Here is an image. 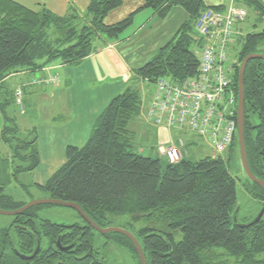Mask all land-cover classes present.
I'll return each mask as SVG.
<instances>
[{"label":"trees","instance_id":"16d2710c","mask_svg":"<svg viewBox=\"0 0 264 264\" xmlns=\"http://www.w3.org/2000/svg\"><path fill=\"white\" fill-rule=\"evenodd\" d=\"M143 1L141 9L118 23L106 25L107 15L121 7L122 0H90L83 14L70 10L64 17L46 8L35 12L12 0H0V96L3 91L6 104L15 103L19 95L24 101L32 95L24 87L29 84L31 88L43 89L45 80L35 77L13 89L7 80L11 75L40 74L55 63L77 67L98 50L97 45L104 48L112 42L125 40L126 32L137 24L134 18L139 13L150 12L164 20L173 8L184 10L187 21L168 44L132 71L131 81L156 88L159 79L180 84L194 77L204 46L198 21L205 11L222 12L225 7H207L202 0ZM237 1L253 7L264 19V0ZM242 36L239 38L241 49L233 65L232 82L237 94V63L249 54L258 53L256 49L264 40V28L260 33ZM242 82L247 163L252 175L264 183V61H249ZM142 101L134 88L113 96L96 118L85 145L82 148L68 146L65 163L43 186H33L47 193L49 199L79 205L91 221L103 229L109 226L108 215H128L135 221L146 220L160 225V228H142L137 232L124 229L138 241L146 264H212L218 248L234 257L236 264H264V258H258L264 255V214L257 223L251 224L257 216L239 223L236 180L226 169L227 157L233 154L237 143V105L233 111L234 141L225 158L226 153L209 155L196 162L182 158L179 163L167 164L164 168L159 160L134 150L129 124L140 115ZM3 106L0 104L1 109ZM8 120L14 128L3 130V140L17 142L11 146L12 158L18 157L17 150L22 149L24 155L20 158L29 162L25 168H15L14 174L32 172L39 165L36 136L30 140L19 138L15 120ZM194 139L201 138L191 135L190 140ZM7 177L5 182L0 178V210L14 211L25 203L4 195L3 186L11 181ZM252 186L248 191L263 208L264 190L254 183ZM45 207L51 206H37L13 216L12 224L0 229V264H108L106 259L99 261L92 249L91 234H79L77 224L70 227L71 237L62 241V245L75 242L74 248L65 253L56 252L54 244L63 234L62 225L40 218L39 212ZM82 225L86 224L82 221ZM178 231L182 238L176 243L174 236ZM117 235L119 238L113 237L115 242L128 249L134 264H141L132 242ZM38 242L39 254L32 260L20 258L24 253L32 255Z\"/></svg>","mask_w":264,"mask_h":264},{"label":"rangeland","instance_id":"374dc122","mask_svg":"<svg viewBox=\"0 0 264 264\" xmlns=\"http://www.w3.org/2000/svg\"><path fill=\"white\" fill-rule=\"evenodd\" d=\"M228 2L229 5L227 7L232 6L233 8L236 7L235 9L243 10L245 13H247V16L237 23L238 27L235 25L236 30H234V36L228 44L229 59L227 63L224 64V67H227V64L228 66L232 65L234 59L237 60V55L241 49V41L239 38L243 36H235L237 31L241 30L242 35H248L260 33L264 28V19H261L257 15L253 7L243 5L237 0H228ZM256 51L258 52L257 54H264V40L259 43ZM237 65L239 66L240 62L237 63ZM41 73H43V76H40L39 73H34L33 75H35L36 79L43 78L45 80L43 89L39 88V86L34 87L37 88V90H32V95L25 97L24 101H22L21 95H19L15 99V103L9 102L6 104V97L3 91H1L0 96V104H4L2 109L0 107V178L1 181L5 182L8 178L7 176H9L11 180L3 186L4 195L12 197L16 202L25 204L32 200L46 199L48 198V194L38 190L33 186L35 185V170L32 172L21 171L14 174L15 168H25L28 166L29 162H24L20 158L24 155L22 149L17 150L19 153L18 157L14 156L12 158L13 152L11 146L14 147L17 142L10 141L9 143H5L3 140V130L6 128L8 130L14 128V124L12 125L8 119L15 120L19 130L17 136L25 140H30L34 138V136H36L37 139L38 128L40 129L42 127L45 128V126L57 125L68 119V121H71V117L69 116L70 108L66 110L67 104H65V110H63L62 106H60V102L59 106H57V100L61 101V98L54 96L50 99L49 96L51 93H46L55 90L53 89L54 86L59 85L60 81L59 77L56 75V72L53 71V68L47 67ZM230 77L233 79L234 69L232 70ZM28 87L30 88L31 86L27 84L24 88L26 89ZM127 88L137 89L143 100L140 115L129 124V130L133 132L134 150L137 148L138 151L143 152L142 150L146 148V146V151H149L152 147L150 151L152 154L150 157L159 160L161 166L164 168L168 166V163L161 152L165 153L167 148L170 147L172 143L177 144L179 139H182L180 143V151L183 156L187 155L184 156L186 161L196 162L214 154L213 147L205 138L190 140L188 143V140L186 141L184 138V134L176 132L175 130L167 129L164 126H156L147 121L146 113L153 100V91H155V86H151L148 83H139L129 80L119 93H123ZM236 95L238 94L236 93ZM46 96L48 98H46ZM248 116H250V114ZM250 120L252 123H254L252 116ZM29 131L31 133H28ZM33 131L35 132L34 135H32ZM11 132L9 133L10 135ZM36 143L38 144V141ZM237 143L235 144L233 154L227 157L229 158V162H226V169L229 175L236 180V206L238 210L237 219L239 223H246L257 216L262 208V205L257 203V201L253 199L251 193L248 191V188L252 189L253 186L243 171L239 156V146ZM227 150L228 149L224 151V153H226L224 158L228 155ZM39 214L42 220H48L52 223L64 225L80 224V226H82L80 217L71 208L61 206L45 207L39 212ZM107 217L109 222L108 228L127 229L131 232H137L142 228L161 227L160 225L151 221H135L128 215H108ZM12 222L13 216L0 215V229L8 228ZM108 236L109 237H106L105 235H101L96 231H92V249L94 253L98 254L97 258L106 259L108 264H134L133 255L128 251V249L115 242V240L119 238L117 233H110ZM114 236H116V239H113ZM181 238V232L178 231L174 236V240L177 243L181 240ZM258 258L263 259L264 255H260ZM236 262L237 261L234 257L228 256L223 249L218 248L216 249V256L212 264H236Z\"/></svg>","mask_w":264,"mask_h":264},{"label":"crops","instance_id":"0c3cea01","mask_svg":"<svg viewBox=\"0 0 264 264\" xmlns=\"http://www.w3.org/2000/svg\"><path fill=\"white\" fill-rule=\"evenodd\" d=\"M12 1L35 12L46 8L59 17L70 14V10L83 14L90 3V0ZM202 1L207 7L226 8L228 5V0ZM143 4V0H122V6L111 11L104 23L106 25L118 23L141 9ZM134 19H137V24L126 32L128 37L125 40L112 42L104 48L97 45L98 50L79 66L66 67L57 63L50 66L60 82L53 88L55 90L46 93H51L50 99L54 96L61 98V101L57 100V106L60 102L63 110L67 104L66 110L70 108L71 121L68 119L53 125L55 127L38 128L39 165L34 171L35 185L43 186L65 163V150L68 146L82 148L85 145L96 118L109 100L125 87L127 81L131 80L135 68L145 64L173 39L187 21L188 15L180 8H173L163 21L150 12H141ZM237 35L242 36V31L239 30V34L237 31L235 36ZM40 76H43V73H40ZM32 79H35V75L24 72L7 78L13 89L17 85L29 83ZM27 89L31 92L37 90L31 87L24 90ZM146 149L147 146L142 150L143 152L138 151L137 148L136 151L150 157L152 147L149 151Z\"/></svg>","mask_w":264,"mask_h":264},{"label":"built area","instance_id":"2783aa9c","mask_svg":"<svg viewBox=\"0 0 264 264\" xmlns=\"http://www.w3.org/2000/svg\"><path fill=\"white\" fill-rule=\"evenodd\" d=\"M235 8L227 7L222 12L209 9L201 15L198 30L204 46L199 53L196 75L180 84L159 79L146 113L148 122L180 132L186 141L191 135L207 139L214 156L224 154L231 147L236 129L233 111L237 95L230 77L235 61L224 67L235 25L246 18L245 11ZM181 140L170 143L165 153L161 152L170 165L183 158Z\"/></svg>","mask_w":264,"mask_h":264},{"label":"water","instance_id":"95a60500","mask_svg":"<svg viewBox=\"0 0 264 264\" xmlns=\"http://www.w3.org/2000/svg\"><path fill=\"white\" fill-rule=\"evenodd\" d=\"M252 60H263L264 61V54H249L248 56H246L243 61L240 63L239 67H238V76H237V85H238V99H237V142H238V146H239V156H240V162L243 168V171L245 173V175L247 176L248 180L251 181L252 183L258 185L260 188H262V190H264V183L258 179H256L249 167H248V163H247V157H246V149H245V144H244V131H243V126H244V101H243V85H242V79H243V73L245 70V67L247 65V63L249 61ZM61 206V207H66V208H71L74 212L77 213V215L80 217V219L86 223V225L91 228L92 230L98 232L101 235H107L110 233H117V234H121L123 236H125L126 238H128L137 254L139 257V261L141 264H146L145 261V257L144 254L142 252V249L138 243V241L136 240V238L128 231L124 230V229H115V228H100L99 226H97L96 224H94L91 219L83 212V210L80 208L79 205L74 204V203H68V202H63L60 200H56V199H42V200H32L29 203L25 204L24 206H22L21 208L14 210V211H4V210H0V215H4V216H18L20 214H22L23 212L37 207V206ZM264 214V207L262 208V210L259 212V214L257 215V217L251 222V224L253 223H257L262 215ZM62 226H65L66 228H70L71 225L68 224H61ZM13 244V241H12ZM57 244H59V239L57 240ZM14 246V244H13ZM74 244L70 247H67V249L73 247ZM15 248V246H14ZM39 248H40V244L39 242L37 243L36 249L34 250L33 254L29 257H25V256H21V259L23 260H32L39 252ZM16 249V248H15ZM99 261H104L103 258H99Z\"/></svg>","mask_w":264,"mask_h":264},{"label":"flooded vegetation","instance_id":"af4514ba","mask_svg":"<svg viewBox=\"0 0 264 264\" xmlns=\"http://www.w3.org/2000/svg\"><path fill=\"white\" fill-rule=\"evenodd\" d=\"M86 224V223H85ZM61 225V224H60ZM75 224H72L71 226L73 227ZM82 226H84V225H82ZM82 226H80V224H77V228L80 230V232H79V234H84V233H88V234H91V231H94V230H92V229H90V228H88V226L87 225H85L84 227H82ZM71 227V228H72ZM71 228H66L65 226H61V230L60 231H63V234H60L59 236H58V238H57V240L59 239V244H57V240H56V242H55V244H54V246H55V250H56V252H59V253H65V252H69L70 250H72L74 247H71V248H69V249H67L66 250V248L67 247H70V246H72L73 245V243H75V242H73V243H71V244H68V245H62V241H65V239H63V238H70L71 237V234L72 233H69L70 232V229ZM77 239V238H76ZM76 239L74 240V241H76ZM78 240V239H77ZM15 247H16V244H15ZM15 249V248H14ZM40 251V250H39ZM38 254H39V252H38ZM21 255V254H20ZM23 255H25V257H28L27 255H31V253L30 254H27V253H24ZM19 256V255H18ZM20 258H21V256H20ZM25 261H27V260H25Z\"/></svg>","mask_w":264,"mask_h":264},{"label":"clouds","instance_id":"9594fccd","mask_svg":"<svg viewBox=\"0 0 264 264\" xmlns=\"http://www.w3.org/2000/svg\"><path fill=\"white\" fill-rule=\"evenodd\" d=\"M238 96V95H237ZM238 99V98H237ZM185 156H187V155H185Z\"/></svg>","mask_w":264,"mask_h":264},{"label":"bare ground","instance_id":"6f19581e","mask_svg":"<svg viewBox=\"0 0 264 264\" xmlns=\"http://www.w3.org/2000/svg\"><path fill=\"white\" fill-rule=\"evenodd\" d=\"M51 74V73H50ZM184 157V156H183Z\"/></svg>","mask_w":264,"mask_h":264}]
</instances>
